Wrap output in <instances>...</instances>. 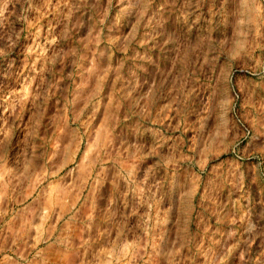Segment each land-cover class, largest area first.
Returning a JSON list of instances; mask_svg holds the SVG:
<instances>
[{"label":"rangeland","instance_id":"obj_1","mask_svg":"<svg viewBox=\"0 0 264 264\" xmlns=\"http://www.w3.org/2000/svg\"><path fill=\"white\" fill-rule=\"evenodd\" d=\"M0 264H264V0H0Z\"/></svg>","mask_w":264,"mask_h":264}]
</instances>
